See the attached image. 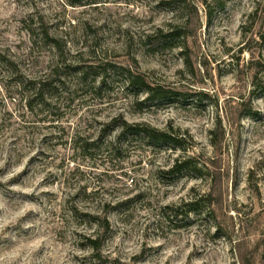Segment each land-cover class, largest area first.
<instances>
[{"label":"rangeland","instance_id":"1","mask_svg":"<svg viewBox=\"0 0 264 264\" xmlns=\"http://www.w3.org/2000/svg\"><path fill=\"white\" fill-rule=\"evenodd\" d=\"M0 264H264V0H0Z\"/></svg>","mask_w":264,"mask_h":264},{"label":"trees","instance_id":"2","mask_svg":"<svg viewBox=\"0 0 264 264\" xmlns=\"http://www.w3.org/2000/svg\"><path fill=\"white\" fill-rule=\"evenodd\" d=\"M177 29H171L167 33V38L169 40H173L175 35H179L177 33ZM179 37V36H177ZM127 84L129 87H139V92H144L147 94V101L153 102V101H158V100H164V99H171L173 95H177L171 90H166L162 86H153L149 84L146 79H144L141 76H134L129 72L127 75ZM126 134L132 135L134 137H141L143 139H148L154 142H163L172 145L173 147H179L177 145L180 144L179 140V135L176 133L172 132L171 130H165L161 131L155 128H152L151 126L147 124H128L124 123L123 126L121 127L120 134L118 136L117 141L111 142L109 146L111 148L115 147L119 141L121 136H124ZM117 142V143H116ZM87 146V145H86ZM88 148V147H87ZM188 162V159L183 158V160L176 159L173 165V168L171 172H177L180 167H183L184 164ZM199 201H194V202H189L185 204L184 206L189 209V211H193L191 208L198 206ZM176 215H178L176 213ZM108 228V226H107ZM88 245L93 249V250H99L102 247L101 241L96 239V238H87Z\"/></svg>","mask_w":264,"mask_h":264}]
</instances>
